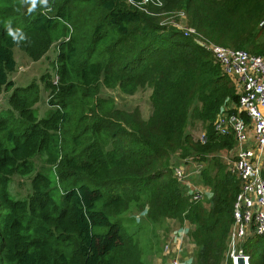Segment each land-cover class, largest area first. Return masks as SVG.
<instances>
[{
    "label": "trees",
    "instance_id": "16d2710c",
    "mask_svg": "<svg viewBox=\"0 0 264 264\" xmlns=\"http://www.w3.org/2000/svg\"><path fill=\"white\" fill-rule=\"evenodd\" d=\"M148 6L145 12L132 0H49L50 10L38 5L29 13L20 0H0V93L14 88L9 102L18 112L14 121L0 116V264H149L140 235L167 219L191 226L197 250L188 264L226 259L241 184L216 154L234 137L218 135L212 123L238 94L202 41L264 55V0ZM180 11L201 39L161 21ZM7 21L23 41L7 35ZM55 43V74L42 76L50 109L39 118L38 85L15 87L10 79L13 48L39 59ZM146 86L147 119L102 94L133 95ZM197 123L208 133L205 144L191 130ZM177 153L206 162L201 177L210 197L187 194L174 174ZM39 155L47 156L54 179L37 171L31 192L13 198L12 178L32 174ZM131 209L138 212L134 231L124 217ZM239 248L249 264H264V235Z\"/></svg>",
    "mask_w": 264,
    "mask_h": 264
},
{
    "label": "built area",
    "instance_id": "2783aa9c",
    "mask_svg": "<svg viewBox=\"0 0 264 264\" xmlns=\"http://www.w3.org/2000/svg\"><path fill=\"white\" fill-rule=\"evenodd\" d=\"M132 2L141 10L149 12L151 3L162 6L163 0H141ZM184 11L177 12L165 22H175V17H183ZM168 24V23H165ZM264 26V24H263ZM195 33V34H194ZM184 35L201 39L195 28L187 26ZM199 36V37H198ZM202 45L209 49L215 61L223 72L235 83L238 104L235 112L222 111L214 121V129L222 136L232 134L235 139V160L232 156L225 157L228 169L235 174L241 184L240 192L234 204V223L230 230L229 247L233 264L237 263L239 253L245 256L249 264V256L242 250L238 252L236 246L247 237L264 235V55L252 54L244 49L202 41ZM208 136L203 133L202 142L206 143ZM188 162H191L188 164ZM188 169L178 167L175 176L184 187L187 194L195 201L203 197L204 191L192 181L199 177L205 167L203 161L187 160ZM182 239L184 237H181ZM180 238V239H181ZM176 244L167 242L165 250L172 256L167 264H187L179 254ZM173 248V249H172Z\"/></svg>",
    "mask_w": 264,
    "mask_h": 264
},
{
    "label": "rangeland",
    "instance_id": "374dc122",
    "mask_svg": "<svg viewBox=\"0 0 264 264\" xmlns=\"http://www.w3.org/2000/svg\"><path fill=\"white\" fill-rule=\"evenodd\" d=\"M14 9L17 10L18 8L17 7L11 8V10ZM183 17H187V16L183 15ZM180 18H181L180 16L174 18V20H176V22L179 23L177 25L175 22H165L169 19V16L162 18L161 21L163 23H168V25H171L176 29L180 30L182 33H184V29L187 28L186 27L187 22L184 20V18L182 22H180ZM17 22L18 20L15 22V25L18 24ZM13 52L17 66H16V70L10 75V79L14 81L15 87H19V86L26 87L32 84L33 82H35L38 85L39 100L35 105V112L39 118H43L48 115L50 106L48 103V91L46 90L45 83L42 80V76L47 72L51 73L53 76L55 74V70L53 67L57 57V44L56 43L52 44L50 49L47 50V52L44 53L43 56L40 57L39 59L32 58L25 50H23L19 46H15L13 48ZM13 90L14 88L8 91L4 90L0 93V116L8 117L10 118L11 121H14L18 117V112L12 109L11 104L9 102ZM102 94L106 97H113L116 100V104L118 107L125 108L128 110L139 108L141 115L144 119H147L152 112V104H151L152 88L150 86H146L144 88L138 89L133 95L123 94L119 89H104ZM237 102L238 99L237 100L230 99V101H227L221 107L218 114H220L222 111H228L229 113L235 112L234 108L238 104ZM218 114L216 115L215 119L217 118ZM214 121L212 123V127L213 130L215 131ZM191 130H193V135L195 137V140L200 141V143L202 144H205L202 142V136L203 133H207V131L203 128L202 124L200 123L194 124ZM230 135H226V136H230ZM234 146H235V139L233 145H230V147L229 146L221 147L216 152V154L221 157L224 163L227 164V161L224 156L226 157L232 156V159L235 160L236 155H235V150H233ZM208 157L210 158L211 155H208ZM187 160L201 161V157L196 156L195 154H187L182 156L181 153H177L173 157L174 174H175V169L178 167L179 168L183 167L184 169H188L185 166L187 165L186 163ZM262 160L264 166V157L262 158ZM189 163L191 162H188V164ZM35 168L36 170L29 176L16 175L14 178H12L11 183L9 185V191L13 198H20V199L25 198L28 195V193L31 192L32 190L31 178L37 173V171L45 172L54 179V172L50 170V166L47 163L46 155H39L35 158ZM192 181L198 187H200L201 185L204 188V194L200 200L208 197L207 192L205 191V187L208 186L203 184L201 174L195 180L192 179ZM208 188L210 189V187ZM137 214L138 212H136L134 209H131L124 213V217L129 218V225L131 231L137 229L134 226V221L132 220V217L135 218ZM126 222L127 220L124 221V223ZM173 223H175L174 226L172 225ZM187 225L189 227L188 223L181 224V222L177 219H167L165 223H163L160 227L157 228L151 227L145 233H142V235H140L141 245L143 247L147 262L149 264H166V261L170 259L172 256L170 255V253L168 254V252H166L165 245L167 242L176 244V242L173 240V236L175 235V233H177L175 231L178 229V231L181 230L182 236L185 237V242L187 243L185 246H184V242L182 243V248L184 250L181 252V257L188 264L192 260L193 255L197 250V246L195 243H193L189 231H187V229H189ZM175 227H177L176 230H173V228ZM239 247H240V243L239 245L236 246V250H238V252H241ZM229 251L226 255V259L224 260L223 264H229V259L232 258Z\"/></svg>",
    "mask_w": 264,
    "mask_h": 264
},
{
    "label": "clouds",
    "instance_id": "9594fccd",
    "mask_svg": "<svg viewBox=\"0 0 264 264\" xmlns=\"http://www.w3.org/2000/svg\"><path fill=\"white\" fill-rule=\"evenodd\" d=\"M22 6H27L29 13L34 12L37 9L38 5H41L45 8H49V0H20ZM50 10V8H49ZM6 32L9 37L12 38L14 42L19 43L25 39V35L21 29L13 28L11 22L6 25Z\"/></svg>",
    "mask_w": 264,
    "mask_h": 264
},
{
    "label": "crops",
    "instance_id": "0c3cea01",
    "mask_svg": "<svg viewBox=\"0 0 264 264\" xmlns=\"http://www.w3.org/2000/svg\"><path fill=\"white\" fill-rule=\"evenodd\" d=\"M183 18H184V20L187 22L186 23V27L188 26V19H187V17H182V18H180V22H182V20H183ZM264 167V166H263ZM200 187H201V189L204 191V188L200 185ZM205 187V186H204ZM205 191L207 192V196L208 197H210L211 196V191H210V189L208 188V187H205ZM187 224V223H186ZM173 226L175 225V223H173L172 224ZM187 227H188V225H187ZM190 225H189V229H187V231H189L190 230ZM176 228L177 227H175V228H173V230H176ZM175 232H177V233H175V235L173 236V239L175 238V239H177V245H175L174 246V248L177 250V248H178V244H179V242L181 241V244H180V246H179V254H180V256H181V252L184 250L183 248H182V243L184 242V246L187 244L186 242H185V237L184 236H182V232H181V230H179L178 231V229L175 231ZM181 237H184L183 239L181 238ZM181 238V239H180ZM194 246V245H193ZM192 246V247H193ZM194 248V247H193ZM169 260V259H168ZM168 260L166 261V264L168 263Z\"/></svg>",
    "mask_w": 264,
    "mask_h": 264
},
{
    "label": "water",
    "instance_id": "95a60500",
    "mask_svg": "<svg viewBox=\"0 0 264 264\" xmlns=\"http://www.w3.org/2000/svg\"><path fill=\"white\" fill-rule=\"evenodd\" d=\"M237 263L238 264H247L245 260V256L242 253H239L238 258H237Z\"/></svg>",
    "mask_w": 264,
    "mask_h": 264
}]
</instances>
